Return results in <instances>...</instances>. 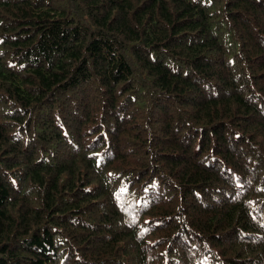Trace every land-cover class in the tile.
Wrapping results in <instances>:
<instances>
[{
	"label": "trees",
	"instance_id": "16d2710c",
	"mask_svg": "<svg viewBox=\"0 0 264 264\" xmlns=\"http://www.w3.org/2000/svg\"><path fill=\"white\" fill-rule=\"evenodd\" d=\"M0 264H264V0H0Z\"/></svg>",
	"mask_w": 264,
	"mask_h": 264
}]
</instances>
